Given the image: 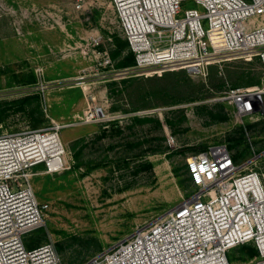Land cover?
Returning <instances> with one entry per match:
<instances>
[{"label":"rangeland","instance_id":"1","mask_svg":"<svg viewBox=\"0 0 264 264\" xmlns=\"http://www.w3.org/2000/svg\"><path fill=\"white\" fill-rule=\"evenodd\" d=\"M78 1L0 0V134L57 122L68 161L58 173L33 168V188L49 207L46 225L24 242H53L62 264H84L189 197L196 186L187 158L209 145H229L239 163L260 155L246 171L264 177V116L237 119L218 100L264 83L259 57L223 58L207 76L123 68L130 51L137 59L112 0ZM188 8L202 11L184 0ZM97 109L104 115L90 121ZM252 258L231 250L232 264Z\"/></svg>","mask_w":264,"mask_h":264},{"label":"built area","instance_id":"2","mask_svg":"<svg viewBox=\"0 0 264 264\" xmlns=\"http://www.w3.org/2000/svg\"><path fill=\"white\" fill-rule=\"evenodd\" d=\"M183 1L112 0L138 68L207 76L223 58L259 57L264 75V0H193L202 11L182 12ZM253 17L263 21L255 26ZM218 100L237 119L264 116V83L229 89ZM101 115L97 109L87 118ZM61 128L53 122L0 134V264H62L53 242L33 248L24 242L46 225L49 207L33 188V168L43 164L52 174L67 168ZM259 157L239 163L225 143L192 153L187 170L194 192L84 264H232L231 250L244 244L257 249L250 264H264V177L246 171Z\"/></svg>","mask_w":264,"mask_h":264},{"label":"trees","instance_id":"3","mask_svg":"<svg viewBox=\"0 0 264 264\" xmlns=\"http://www.w3.org/2000/svg\"><path fill=\"white\" fill-rule=\"evenodd\" d=\"M130 56L131 58L128 59V61L122 63L121 67H129V66H135L136 65V60H135V57L132 53V51H130ZM239 131L242 135L243 138H245V132H244V129L243 128H239ZM229 146V145H228ZM230 148V147H229ZM231 150V148H230ZM232 151V150H231ZM234 155V154H233ZM240 158V156H236L234 155V159L235 161L238 162V159ZM191 178V177H190ZM192 181V179H191ZM193 183V182H192ZM238 247H241L243 249V251L247 252L249 255L251 256H256L257 255V249L252 245V244H244V245H241V246H238ZM30 248H33V247H30ZM231 257V252L229 254V258Z\"/></svg>","mask_w":264,"mask_h":264}]
</instances>
